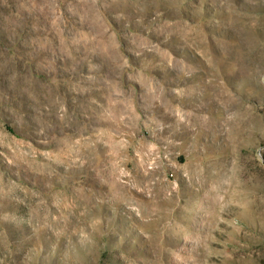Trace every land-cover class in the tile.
I'll return each mask as SVG.
<instances>
[{"label": "rangeland", "instance_id": "374dc122", "mask_svg": "<svg viewBox=\"0 0 264 264\" xmlns=\"http://www.w3.org/2000/svg\"><path fill=\"white\" fill-rule=\"evenodd\" d=\"M0 264H264V0H0Z\"/></svg>", "mask_w": 264, "mask_h": 264}]
</instances>
